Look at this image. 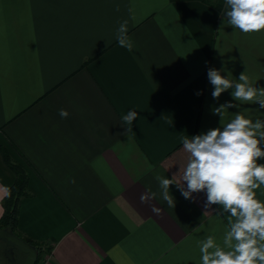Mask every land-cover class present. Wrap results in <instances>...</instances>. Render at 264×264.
<instances>
[{"label": "crops", "instance_id": "crops-1", "mask_svg": "<svg viewBox=\"0 0 264 264\" xmlns=\"http://www.w3.org/2000/svg\"><path fill=\"white\" fill-rule=\"evenodd\" d=\"M227 10V0H0V145L28 168L17 226L51 244L46 264H199V241L223 246L230 214L175 185L169 207L157 176L187 163L185 137L221 126L214 108L239 103L231 89L212 97L210 68L264 87V29L224 24ZM124 21L131 49L117 40ZM237 111L264 120L240 103L224 123ZM13 178L0 150V214ZM254 192L264 202V185Z\"/></svg>", "mask_w": 264, "mask_h": 264}, {"label": "clouds", "instance_id": "clouds-1", "mask_svg": "<svg viewBox=\"0 0 264 264\" xmlns=\"http://www.w3.org/2000/svg\"><path fill=\"white\" fill-rule=\"evenodd\" d=\"M227 6L228 10L222 14L224 24L244 33L264 29V0H227ZM127 32V21H124L117 30V40L121 47L131 49L133 45ZM207 75L214 87L211 94L214 99L231 89L233 100L239 103L229 101L214 108V113L221 116L220 127L183 139L187 163L171 178L157 176L161 197L169 207H175V197L170 194V186L175 185L185 199L192 200L193 193L203 192L206 194L204 207L219 205L221 213L230 214L223 246L212 235L199 241V264H264V243H260L264 242V202L254 192L264 185V164L257 163L264 159L261 147L264 120L253 121L237 111L230 122L224 123L226 110L238 109L240 103L264 109V87L255 86L246 71L238 79H230V70L224 76L215 68H210ZM60 115L67 117V110H60ZM137 116L136 111H130L122 119L131 125ZM140 199L147 202L149 195L142 194ZM153 211L159 209L153 208Z\"/></svg>", "mask_w": 264, "mask_h": 264}, {"label": "trees", "instance_id": "trees-1", "mask_svg": "<svg viewBox=\"0 0 264 264\" xmlns=\"http://www.w3.org/2000/svg\"><path fill=\"white\" fill-rule=\"evenodd\" d=\"M214 4L215 0H206ZM217 3V2H216ZM0 150L2 152V157L6 164L14 172V178L12 182L6 187V190L1 199L2 203V213L0 214V227H6L18 235L22 236L24 239L32 242L37 250L36 257L38 258L43 253L50 251L51 244L42 241L30 239L26 236L17 226V213H18V203L22 196L29 194L27 189L28 180V168L20 161L16 160L8 149L0 145Z\"/></svg>", "mask_w": 264, "mask_h": 264}, {"label": "water", "instance_id": "water-1", "mask_svg": "<svg viewBox=\"0 0 264 264\" xmlns=\"http://www.w3.org/2000/svg\"><path fill=\"white\" fill-rule=\"evenodd\" d=\"M13 246L17 247L23 253L24 257L20 264L34 263L37 255L35 245L14 231L6 227H0V255H5L7 264H15Z\"/></svg>", "mask_w": 264, "mask_h": 264}, {"label": "flooded vegetation", "instance_id": "flooded-vegetation-1", "mask_svg": "<svg viewBox=\"0 0 264 264\" xmlns=\"http://www.w3.org/2000/svg\"><path fill=\"white\" fill-rule=\"evenodd\" d=\"M13 254L15 255V264H20L23 260V253L19 251V249L13 246ZM3 259V260H2ZM2 260L3 264H7V259L4 254L0 255V261ZM1 264V262H0Z\"/></svg>", "mask_w": 264, "mask_h": 264}, {"label": "built area", "instance_id": "built-area-1", "mask_svg": "<svg viewBox=\"0 0 264 264\" xmlns=\"http://www.w3.org/2000/svg\"><path fill=\"white\" fill-rule=\"evenodd\" d=\"M49 257V252H45L42 255H40L38 258L36 257L33 264H46V260Z\"/></svg>", "mask_w": 264, "mask_h": 264}, {"label": "rangeland", "instance_id": "rangeland-1", "mask_svg": "<svg viewBox=\"0 0 264 264\" xmlns=\"http://www.w3.org/2000/svg\"><path fill=\"white\" fill-rule=\"evenodd\" d=\"M2 260H3V259H2ZM2 260L0 261V262H1V264H3Z\"/></svg>", "mask_w": 264, "mask_h": 264}]
</instances>
